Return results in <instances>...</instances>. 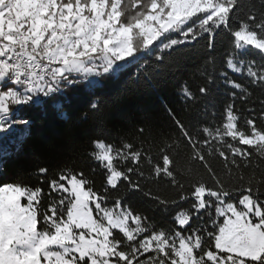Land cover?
Segmentation results:
<instances>
[{"label":"snow or ice","instance_id":"1","mask_svg":"<svg viewBox=\"0 0 264 264\" xmlns=\"http://www.w3.org/2000/svg\"><path fill=\"white\" fill-rule=\"evenodd\" d=\"M259 2L264 8V0ZM243 6L244 0H0V133L15 124H31L27 119H12L13 106H28L42 117L51 111L64 118L65 105L71 103L69 89L94 95L107 79L132 65H137L132 76L138 79L140 69L153 59L157 63L151 66L160 69L165 54L171 63L173 54L201 38L207 40L211 52L219 30L233 38L226 67L246 74L254 85H264V11L250 10L232 27L230 21ZM251 49L257 50L261 63L246 59L253 54ZM206 64L214 68L215 58L210 55ZM220 74L247 98L242 84L229 79L227 72ZM208 82H212L211 74ZM199 91L207 95L210 90L204 86ZM184 94L192 95L187 88ZM89 106L99 109L96 100ZM224 115L222 124L199 129L203 139L193 137L176 121L193 147L192 159L208 169L215 187L200 181L184 192L171 167L168 149L172 145L160 150L162 162L147 160L152 166L150 175H163L180 190L179 201L194 198L195 213L215 207L223 220H212V231L193 227L187 210L174 217L182 231L157 230L147 216L130 206L132 196L142 193L165 210L179 201L144 191L129 175L144 177L138 168L121 170L118 164L141 161L142 154L133 151L131 144L117 148L95 140L90 156L105 170L102 192L93 190L82 171L65 169L49 183L48 195L55 192L58 199L41 211L42 188L0 184V264H264V178L253 176L247 185L225 190L203 151L196 148L199 144L209 155L218 154L226 167L229 156L236 167V157L250 158L253 152L248 148L264 158V129L257 128L252 119L245 121L247 130L239 127L232 104ZM19 147L18 141L17 151ZM11 155L0 153V169ZM47 171L39 169L40 174ZM123 181L127 182L124 193L113 197L111 191L118 192ZM232 192L240 193L238 203L229 202ZM110 201H114L111 207Z\"/></svg>","mask_w":264,"mask_h":264},{"label":"trees","instance_id":"2","mask_svg":"<svg viewBox=\"0 0 264 264\" xmlns=\"http://www.w3.org/2000/svg\"><path fill=\"white\" fill-rule=\"evenodd\" d=\"M127 2L128 0H125V3ZM250 10L259 14L264 8H261L259 0H244V6L230 21L232 27H236L239 20L244 19ZM232 40L228 31L219 30L211 52L206 46L207 40L201 38L185 47L182 53L173 54L171 63L165 54L160 69L151 66L157 63L153 59L150 64L140 69L138 79L132 76L137 71V65H132L114 79H107L102 87L95 90L94 95L69 89L67 95L71 103L65 105L64 118L51 111L42 117L34 109L20 106V114L16 119H27L31 124L23 128V134L12 144H9L7 139L0 138L5 146L0 145V153H12L0 169V184L21 183L32 188H42L44 191L41 197V211H46L49 203L58 199L55 192L51 193V197L48 195L49 183L58 179L65 169L74 173L82 171L85 177L92 181L93 190L102 192L105 186V170L98 166L90 153L94 151L93 141L103 140L117 148L131 144L133 151L142 154L138 165L126 161L118 166L124 171L127 167L142 171L144 177H140L138 173L129 175L132 180L141 184L144 191L150 190L153 196L179 201L180 190L172 185L169 178L150 175L152 166L147 162L148 158H151L153 164L162 162L160 150L166 145H172V148L168 149V154L173 160L171 167L177 181L184 185V192H190L191 185L200 181L215 187V181L208 169L199 160L192 159L193 147L188 144L176 121H180L193 137L203 139V133L199 129L225 122V108L232 104L239 117V127L247 130L245 121L252 119L257 128L264 129V85H254L246 74L232 72L226 67L225 58ZM256 51L251 49L253 54L246 59H254L259 64L262 61L260 56L255 54ZM210 55L215 58L214 68L206 64ZM221 72H227L229 79L244 86L249 93L246 99L241 97L239 90L226 83ZM210 74L211 83L208 82ZM204 86L210 90L207 95L199 91ZM186 88L192 94L191 97L184 94ZM233 92L237 93L235 97L232 96ZM93 100L98 102V111L91 110L89 106ZM196 148L203 151L208 165L219 177L225 190L241 188L247 185L253 176L257 180L264 178V158L259 157L251 148H248L253 152L250 158L242 161L240 157H236L239 167L231 164V156L226 167L225 161L218 154L209 155L208 149L199 144ZM40 168L48 169L47 173L40 174ZM241 175L244 177L242 181L239 179ZM126 186V181L121 182L119 191L112 190L111 195L115 197L123 194ZM239 196V192H232L229 202L238 203ZM261 199L264 200V196H261ZM193 200L194 198L190 197L189 200L179 201L165 210L155 200L137 192L129 203L135 212L147 216L157 230L164 229L169 233L182 231L175 223L174 217L178 212L185 210L192 216L190 223L193 227H207L212 231V220L222 222L223 217H217L214 206L195 213L191 208ZM113 202L110 201L108 206L111 207ZM208 246L205 234V248Z\"/></svg>","mask_w":264,"mask_h":264},{"label":"rangeland","instance_id":"3","mask_svg":"<svg viewBox=\"0 0 264 264\" xmlns=\"http://www.w3.org/2000/svg\"><path fill=\"white\" fill-rule=\"evenodd\" d=\"M137 55H139V53ZM129 59H131V58H129ZM19 107L20 106H13V108L11 109L12 119H14V120H16V117L13 116V113H14L15 109H18ZM24 127H25V125H23V124H15V125H13L12 128H9L6 132L0 133V138L7 139L8 143L12 144V142H15L23 134V128ZM3 139L0 141V143L3 141ZM0 145L2 147L4 146L2 143ZM64 195H67V194H64ZM177 243H178V241H177ZM144 258L145 257H141V259H144Z\"/></svg>","mask_w":264,"mask_h":264},{"label":"built area","instance_id":"4","mask_svg":"<svg viewBox=\"0 0 264 264\" xmlns=\"http://www.w3.org/2000/svg\"><path fill=\"white\" fill-rule=\"evenodd\" d=\"M19 110L18 109H16L15 111H14V113H13V116L14 117H18L19 116Z\"/></svg>","mask_w":264,"mask_h":264}]
</instances>
